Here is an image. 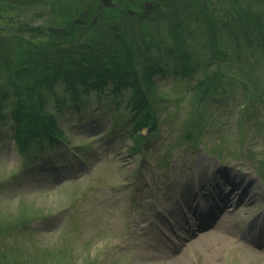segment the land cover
<instances>
[{
    "label": "rangeland",
    "instance_id": "rangeland-1",
    "mask_svg": "<svg viewBox=\"0 0 264 264\" xmlns=\"http://www.w3.org/2000/svg\"><path fill=\"white\" fill-rule=\"evenodd\" d=\"M66 3L74 6L76 1ZM1 4L6 16L29 18L36 9L40 15L30 25L44 22L65 28L67 13L52 11L49 4ZM198 77L187 79L172 72L156 76L162 95L157 109L161 124L140 155L132 154L134 114L126 108L100 111L81 106L79 113L70 105L55 113L67 135L81 144L82 158L73 156L74 147L60 142L44 159L22 161L12 128L4 123L0 128V218H12L23 206L32 214L44 212L29 222L26 232L19 227L11 235L27 238L31 231L42 243L56 247V255L69 256L66 264H95L96 259L99 264H264V236L258 237V245L241 239L248 221L264 229V176L258 170L264 158V107L254 98L244 100L238 95L236 101L227 96L229 100L219 104H204L203 125L211 124L195 147L184 137V120L193 109L189 87ZM181 90L185 93L179 95ZM218 141L220 155L210 150ZM250 148L259 159L245 156ZM65 153H70V161ZM51 158L60 161L53 163ZM217 171L250 178V193L256 199L234 206L230 231L219 238L200 240L210 227L177 237L174 229L184 234L181 225L189 223L184 222L180 207L204 208V196L193 197V186L206 183L211 189L215 182L210 176ZM169 225L174 226L172 230ZM7 234L1 237L9 238Z\"/></svg>",
    "mask_w": 264,
    "mask_h": 264
},
{
    "label": "trees",
    "instance_id": "trees-1",
    "mask_svg": "<svg viewBox=\"0 0 264 264\" xmlns=\"http://www.w3.org/2000/svg\"><path fill=\"white\" fill-rule=\"evenodd\" d=\"M75 1L70 6L66 0H0V128L10 125L22 161L45 157L53 144H73L55 116L70 105L79 113L81 106L129 109L132 154L142 153L159 123L162 95L156 76L170 72L187 79L200 75L189 87L193 109L184 120L186 140L199 138L204 104L240 96L264 107V0H167L147 16H141L142 9L126 11L144 0H120L102 9L99 0ZM4 2L49 4L50 10L67 13L65 28L30 25L40 15L36 9L29 18L16 16L14 24ZM76 15L85 23L75 24ZM43 213L23 206L12 218H0V264H66L69 256L56 255V247L31 231L27 238L10 233L19 227L26 232ZM7 232L9 238L1 237Z\"/></svg>",
    "mask_w": 264,
    "mask_h": 264
},
{
    "label": "bare ground",
    "instance_id": "bare-ground-1",
    "mask_svg": "<svg viewBox=\"0 0 264 264\" xmlns=\"http://www.w3.org/2000/svg\"><path fill=\"white\" fill-rule=\"evenodd\" d=\"M224 173H226L225 175H230L232 174V171H226ZM233 175L235 176L236 174H233ZM238 179H239V176H238ZM242 182H243L242 180H239V181H235V183H230L229 185H227L228 186L227 187L228 191L226 194L227 197L218 202L219 206L222 208V211H220L214 216V218L210 221L211 223L209 222L210 223L209 226L211 225L210 229L207 232H205L203 235L200 234L203 236L200 239L201 241L208 242L209 240H212L214 238H219L218 236L219 234L225 233L226 231L229 232L230 230L228 229V223L235 219L234 218L235 214L233 213V210H232L234 206L238 202H243L244 200L251 201V198L249 197L250 193H248L247 196L241 194L239 199H236L237 192L241 190ZM251 184L253 183L251 182Z\"/></svg>",
    "mask_w": 264,
    "mask_h": 264
},
{
    "label": "water",
    "instance_id": "water-1",
    "mask_svg": "<svg viewBox=\"0 0 264 264\" xmlns=\"http://www.w3.org/2000/svg\"><path fill=\"white\" fill-rule=\"evenodd\" d=\"M101 3H102L101 5H105V6L114 5V2L112 0H101ZM151 3H152V0H150L149 2H146L145 6L150 7ZM101 5H99V6L101 7Z\"/></svg>",
    "mask_w": 264,
    "mask_h": 264
}]
</instances>
